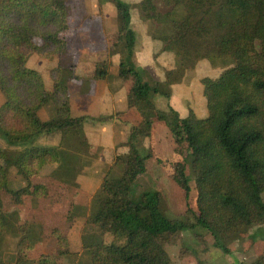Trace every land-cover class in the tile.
I'll list each match as a JSON object with an SVG mask.
<instances>
[{"label": "trees", "instance_id": "obj_1", "mask_svg": "<svg viewBox=\"0 0 264 264\" xmlns=\"http://www.w3.org/2000/svg\"><path fill=\"white\" fill-rule=\"evenodd\" d=\"M118 15L121 60L116 79L131 80L128 107L141 116L130 124L129 139L120 147L117 164L123 175L108 172L97 193V207L86 218L90 234H84L83 249L90 256L78 264H172L167 250L169 236L203 227L214 237V245L229 253L225 238L246 227L264 223V0H165L162 11L156 0H141L144 17L166 24L170 32L158 37L162 51L174 54L176 66L156 87L145 81L136 58L140 35L132 27V5L112 0ZM66 0H0V190L8 191L20 205L28 195H44L45 186L31 183L47 165L63 184L75 181L84 166L77 149L91 147L84 130L88 119L97 122L122 117L118 112L93 117L73 116L70 84L79 78L73 65L62 61L51 71L52 89L42 74L27 63L34 53L43 57L67 54L61 34L68 29ZM226 60L216 77L202 78L208 115L194 112L182 117L173 107L160 109L150 92L172 96V87L184 81L187 71L202 60ZM95 80L111 79L109 62L97 64ZM53 103L57 116L42 119L39 111ZM125 123L129 121L123 120ZM163 124L182 156L173 165L172 179L186 200L196 191V208L183 217H171L162 208V193L148 189L138 198L133 190L153 157L146 142L154 127ZM57 132L59 145L39 143L36 136ZM73 144V145H71ZM192 157L195 187L187 174V154ZM16 167L27 186L13 189L9 169ZM12 212L0 210V239L6 233L20 238L15 261L0 264H58L51 255L32 260L28 252L46 241L47 230L36 221H15ZM91 230V231H90ZM57 254L69 252L68 240L57 229ZM264 240V229L251 236ZM84 257V256H83ZM254 264H264V258Z\"/></svg>", "mask_w": 264, "mask_h": 264}, {"label": "rangeland", "instance_id": "obj_2", "mask_svg": "<svg viewBox=\"0 0 264 264\" xmlns=\"http://www.w3.org/2000/svg\"><path fill=\"white\" fill-rule=\"evenodd\" d=\"M124 1L132 5V11L135 14L134 26L140 34L135 48L137 61V49L148 53V58H146L147 53L146 56L141 54L143 65L138 61L144 69L143 78L152 87H156L165 81L166 71L176 66V57L174 54L165 53L164 55L162 43L158 39L159 36L170 32L169 26L154 24L152 21L147 20L141 11V0ZM156 1L162 11L169 8L166 6L165 0ZM66 8L68 29L61 36L67 42V54L62 57L58 55L43 57L39 53H34L28 60V67L39 71L44 78L46 88L52 89V69L60 61L65 65H73L74 72L79 77L73 79L77 80L75 82L76 89L87 92L95 90L93 76L97 64L108 61L111 75V79L107 80L108 84L112 88H118L121 85V88H123L122 103L116 105L118 112L123 113L127 110L126 96L132 82L131 80L120 81L116 79L121 54L118 44L119 25L115 4L112 0H66ZM225 62L228 63L222 59L215 60V62L206 59L200 61L196 68L187 71L183 88L180 90V99L186 111L189 110V112H194L202 117L207 115V109L204 112L199 111L196 113L191 106L202 101L205 103L201 80L205 76H217L226 67ZM80 82H83V85ZM85 83H90L87 85L89 90L86 88ZM150 95L157 107L164 110H169L172 107L168 104V97L153 91L150 92ZM5 100V95L0 90V107ZM39 115L42 119L55 118L57 112L54 104L45 105L39 111ZM140 120L141 116H137L134 123ZM93 122L97 121L91 119V121L87 120L85 122V134H91V129H103L104 126L110 130L120 129V126H117L118 128L115 126L120 123ZM126 124L130 125L131 123ZM128 130H130V126ZM36 139L42 144L59 145L62 143L63 138L60 133L53 132L39 134ZM88 142L91 145L88 149L72 146V149H77L76 154L82 157L84 166L79 171L75 181H71L70 184H63L53 177L51 174L55 166L47 165L40 175L31 177L32 185L42 184L46 187L44 195H28L24 203L18 205L12 200V196L8 191L0 190V210L12 212V215L15 216L14 220L17 222L36 221L47 230V240L37 242L28 252V256L32 260H38L44 254L54 257L58 264H78L84 258L88 263L91 259L83 249L84 234H90L89 227L86 225V218L97 207L96 196L105 175L108 172H113L117 176L123 175L124 168L116 161L119 148H123L125 145L115 146L114 149L110 150L104 149L100 145H93L89 139ZM146 144L152 151L153 157L148 162L147 172L139 176L133 190V196L138 198L142 192L148 189H158L162 193V208L169 216L183 217L187 215L189 206L196 208V191L194 189L191 192L190 199L186 200L183 192L172 179L174 162L183 159L182 156L175 153L176 143L171 139L170 133L161 128L157 129L155 139L147 140ZM0 146L8 148L7 143L2 138H0ZM183 151L185 154L188 153L185 147ZM191 163L192 157L187 154V174L191 179L192 186L195 187ZM5 167L6 163L3 161L0 168ZM9 171V185L11 188L19 189L27 186L24 176L16 167H11ZM54 229H57L67 238L69 245L67 254L62 256L57 254V236L51 233ZM260 229H264V223L246 227L241 233L228 235L225 238V244L230 249L229 253L217 248L214 245L213 235L203 227L171 234L166 247L172 259V264H254L264 258V240H254L251 237ZM19 240L18 236L11 233L4 234L0 239L1 258L14 262Z\"/></svg>", "mask_w": 264, "mask_h": 264}, {"label": "crops", "instance_id": "obj_3", "mask_svg": "<svg viewBox=\"0 0 264 264\" xmlns=\"http://www.w3.org/2000/svg\"><path fill=\"white\" fill-rule=\"evenodd\" d=\"M134 24H135V14L132 11V26L137 32H139L138 29H136V27L134 26ZM146 53L147 51H139V49H137L138 61L141 65H143V62L141 61L142 60L141 54L145 55ZM146 58H148V53ZM212 77H216V76H212ZM75 82H77V80H73V82L70 84L71 110L74 116L89 115L93 117H99L101 115H105V114L111 115L118 112L117 110L118 108L116 105L122 103L123 100L122 95H124L122 93L123 92V88H121L122 85L119 86L118 88L117 87L112 88L108 84L107 80H94L95 82L94 91L89 90L87 85H89L90 83H85V86L89 91L81 92L80 90L76 89ZM80 83L83 85V82ZM183 83L184 81L180 84L173 85L172 96L170 99H168L169 102L168 104H170L173 108H175L182 117H185L190 112L188 109H187L188 111L184 109L183 102L180 99V90L183 88ZM126 97L128 102V95ZM191 107L195 110L196 113L199 111L204 112L207 109L206 99H205V103L202 101L197 105ZM207 115H208V110H207ZM207 115H205L204 117H206ZM137 116L140 115L135 110L129 109V107L127 106V110L123 111V115L121 119L116 118L114 120L107 121V123H112V124L120 123L118 125H115L116 127L120 126V129L110 130L104 126L103 129L102 128L91 129V134L86 133V136L89 139V141L93 143V145L103 146L104 149L111 150L114 149L115 146L118 147L120 145H126V142L128 140V132H129L128 127L130 125L123 122V120L129 121L130 123H134V120L137 119ZM198 117H202V116H198ZM88 120L91 121V119ZM93 123H97V122H93ZM161 128L165 129L166 132H168L163 124L157 123L154 127L152 139H155L157 129H161Z\"/></svg>", "mask_w": 264, "mask_h": 264}]
</instances>
